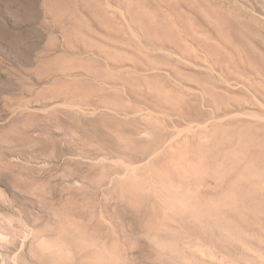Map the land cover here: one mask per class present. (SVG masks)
Returning <instances> with one entry per match:
<instances>
[{
	"label": "rangeland",
	"instance_id": "rangeland-1",
	"mask_svg": "<svg viewBox=\"0 0 264 264\" xmlns=\"http://www.w3.org/2000/svg\"><path fill=\"white\" fill-rule=\"evenodd\" d=\"M0 264H264V0H0Z\"/></svg>",
	"mask_w": 264,
	"mask_h": 264
}]
</instances>
